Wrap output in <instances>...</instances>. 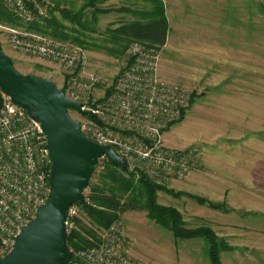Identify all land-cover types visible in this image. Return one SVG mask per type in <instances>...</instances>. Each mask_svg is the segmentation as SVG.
Segmentation results:
<instances>
[{"label":"rangeland","instance_id":"rangeland-1","mask_svg":"<svg viewBox=\"0 0 264 264\" xmlns=\"http://www.w3.org/2000/svg\"><path fill=\"white\" fill-rule=\"evenodd\" d=\"M51 1L74 9L83 5ZM164 2L170 30L160 48V75L188 87L196 98L163 138L173 148L198 149L201 164L184 178L153 179L166 188L159 202L176 207L189 226L208 224L225 239L232 249L222 252V264H264V0ZM122 12L123 22L134 19ZM101 39L92 40L94 46L86 42L76 68L82 77L98 79L91 90L94 101L111 93L131 60L128 51L121 55L116 44ZM2 44L22 73L67 87L70 72L62 65L16 54ZM103 165L92 183L106 160ZM210 202L227 210L213 209ZM120 221L132 238L134 255L146 264H211L203 239H175L146 211H128Z\"/></svg>","mask_w":264,"mask_h":264},{"label":"built area","instance_id":"built-area-1","mask_svg":"<svg viewBox=\"0 0 264 264\" xmlns=\"http://www.w3.org/2000/svg\"><path fill=\"white\" fill-rule=\"evenodd\" d=\"M15 17L30 23L48 16L51 0H0ZM0 40L17 52L62 65L70 72L69 99L82 105L86 115L76 111L82 130L93 141L110 145L129 170L143 172L154 180L184 178L197 170L201 154L196 148L177 149L166 145L164 129L188 109L192 92L160 75V48L133 42L131 60L118 76L111 93L94 101L91 90L98 81L76 71L84 48L39 32L0 23ZM0 110V257L14 247L22 227L36 218L48 201L52 161L47 136L38 121L3 93ZM106 156L100 158L104 167ZM85 201L89 202L85 194ZM84 201V202H85ZM67 211L68 236L78 228L81 203ZM93 246L72 250L69 264H146L136 257L132 238L122 221L99 232Z\"/></svg>","mask_w":264,"mask_h":264},{"label":"trees","instance_id":"trees-1","mask_svg":"<svg viewBox=\"0 0 264 264\" xmlns=\"http://www.w3.org/2000/svg\"><path fill=\"white\" fill-rule=\"evenodd\" d=\"M105 0H84L80 9L73 10L60 3H54L48 11V16L26 23L15 17L0 2V23L15 27H24L29 30L51 36L56 39L70 41L82 47L86 40L80 37L76 27L67 26L56 13L64 20L77 24L83 30H91L88 19V10L92 19L104 12L100 5ZM123 7L119 11H126L133 15L132 21H125L119 27L108 28L107 35L110 43L120 48L121 55L127 53L133 42L161 48L167 41L170 24L166 13L164 0H123ZM77 33V36L76 34ZM196 96L192 93L190 105ZM184 111L180 120L170 123L163 131L182 121L186 115ZM88 201L81 203V217L78 219V228L68 236V245L72 250L93 246L98 242V230L109 227L122 219L128 211H146L147 217L160 227L172 232L175 239H203L206 244L207 256L211 264H222V252L231 250L225 239L217 236L208 224L189 226L182 213L173 206H166L159 202V192L166 190L163 185L156 183L143 172L123 170L106 159L105 168L97 174V182H90ZM213 209L227 210L225 206L211 203ZM86 217L90 223H85ZM97 229V232H96Z\"/></svg>","mask_w":264,"mask_h":264},{"label":"water","instance_id":"water-1","mask_svg":"<svg viewBox=\"0 0 264 264\" xmlns=\"http://www.w3.org/2000/svg\"><path fill=\"white\" fill-rule=\"evenodd\" d=\"M3 93L42 126L52 168L47 203L22 227L13 249L0 257V264H69L68 208L85 201L101 157L125 171L128 165L112 146L99 144L84 133L81 121L71 114L86 115L80 103L69 99L53 79L22 73L0 40V110Z\"/></svg>","mask_w":264,"mask_h":264},{"label":"crops","instance_id":"crops-1","mask_svg":"<svg viewBox=\"0 0 264 264\" xmlns=\"http://www.w3.org/2000/svg\"><path fill=\"white\" fill-rule=\"evenodd\" d=\"M74 3L78 4H84V0H76L73 1ZM125 1L123 0H105L103 2L100 3L101 7L103 9H105L104 12H101L100 14L97 15L96 19H92V16L90 15L91 13L89 12L90 10H88V17H85L84 19H88V21L90 22V26L89 28H91V30H83L81 28L78 27L77 24H73L72 22L68 21L67 26L69 27H76L77 30H79L80 32V37L82 39H85V42H90L89 44L93 45V41L92 40H97V38H102V41H107L108 40V35H107V29L108 28H116L119 27L122 22L124 21V18L122 16H120V14L124 13L122 11H119L118 9H120L122 6L126 5L124 3ZM121 3V4H120ZM82 7V5H81ZM71 8V7H70ZM73 10H78L80 9V7L77 9L72 8ZM133 19H130L129 21H132ZM77 36V33H75ZM111 46V43H109ZM9 47H11L8 44ZM94 46V45H93ZM97 46V45H96ZM11 51H13L16 54H20V52L14 51L11 48ZM8 54L10 52H7ZM11 57L12 55L9 54Z\"/></svg>","mask_w":264,"mask_h":264}]
</instances>
